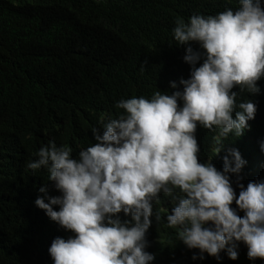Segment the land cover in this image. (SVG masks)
Here are the masks:
<instances>
[{
  "label": "clouds",
  "instance_id": "9594fccd",
  "mask_svg": "<svg viewBox=\"0 0 264 264\" xmlns=\"http://www.w3.org/2000/svg\"><path fill=\"white\" fill-rule=\"evenodd\" d=\"M236 2L214 15L176 20L174 41L185 46L190 75L182 78L183 70L179 83L171 81L174 91L121 99L115 107L123 112L100 120L91 130L93 140L75 156L71 147L49 141L28 162L33 173L47 171L58 193L51 195L47 182L40 186L36 213L70 233L51 241L53 264H156L146 234L153 217L160 220L153 204L161 193L174 202L168 226L178 229L188 249L199 250L193 260L207 253L221 261L222 252L236 260L240 243L250 261L264 260V141L256 134L257 105L237 101L239 93L261 91L264 0ZM198 125L218 132L217 146L205 157ZM230 136L258 147L260 178L247 186L240 177L247 162L238 149L226 148Z\"/></svg>",
  "mask_w": 264,
  "mask_h": 264
},
{
  "label": "trees",
  "instance_id": "16d2710c",
  "mask_svg": "<svg viewBox=\"0 0 264 264\" xmlns=\"http://www.w3.org/2000/svg\"><path fill=\"white\" fill-rule=\"evenodd\" d=\"M228 6L236 7V0H0V264H53L51 241L70 234L36 213L34 200L48 173H33L26 165L37 158L40 145L54 141L71 147L75 156L80 145L93 140L91 130L100 120L123 112L115 107L119 100L174 91L170 82L179 83L183 70L182 78L190 75L185 46L174 41L176 20L214 15ZM257 83L258 94L245 91L237 101L252 99L257 105L256 134L264 141V78ZM217 134L198 125L203 157L217 146ZM225 142L247 162L241 183L259 179L258 147L242 136ZM224 154L216 159L217 169ZM231 179L238 195L235 174ZM47 184L51 195L58 194L51 181ZM160 196L153 204L160 220L153 217L146 234L152 262L264 264L260 258L250 261L243 243L236 260L224 252L221 261L207 253L193 260L199 250L188 249L178 229L168 226L174 202Z\"/></svg>",
  "mask_w": 264,
  "mask_h": 264
}]
</instances>
